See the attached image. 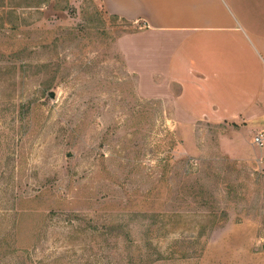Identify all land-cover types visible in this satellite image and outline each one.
<instances>
[{
	"label": "rangeland",
	"instance_id": "1",
	"mask_svg": "<svg viewBox=\"0 0 264 264\" xmlns=\"http://www.w3.org/2000/svg\"><path fill=\"white\" fill-rule=\"evenodd\" d=\"M138 29L93 0H0V264H264V122L141 82Z\"/></svg>",
	"mask_w": 264,
	"mask_h": 264
},
{
	"label": "crops",
	"instance_id": "2",
	"mask_svg": "<svg viewBox=\"0 0 264 264\" xmlns=\"http://www.w3.org/2000/svg\"><path fill=\"white\" fill-rule=\"evenodd\" d=\"M93 1L139 26L120 45L141 82L177 85L197 118L264 122V0Z\"/></svg>",
	"mask_w": 264,
	"mask_h": 264
},
{
	"label": "built area",
	"instance_id": "3",
	"mask_svg": "<svg viewBox=\"0 0 264 264\" xmlns=\"http://www.w3.org/2000/svg\"><path fill=\"white\" fill-rule=\"evenodd\" d=\"M253 144L256 146L264 145V130L258 132L253 138Z\"/></svg>",
	"mask_w": 264,
	"mask_h": 264
}]
</instances>
